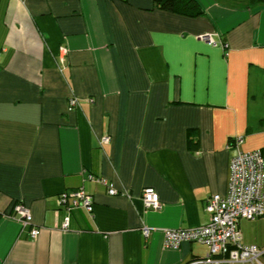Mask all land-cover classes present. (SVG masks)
<instances>
[{
  "label": "crops",
  "instance_id": "crops-1",
  "mask_svg": "<svg viewBox=\"0 0 264 264\" xmlns=\"http://www.w3.org/2000/svg\"><path fill=\"white\" fill-rule=\"evenodd\" d=\"M196 1L203 14L190 18L153 0H0V264L208 255L200 243L167 248L164 235L208 224L231 159L264 154V3ZM149 188L157 210L143 204ZM80 189L94 212H72L64 230L59 196ZM239 229L264 249V218Z\"/></svg>",
  "mask_w": 264,
  "mask_h": 264
},
{
  "label": "built area",
  "instance_id": "built-area-1",
  "mask_svg": "<svg viewBox=\"0 0 264 264\" xmlns=\"http://www.w3.org/2000/svg\"><path fill=\"white\" fill-rule=\"evenodd\" d=\"M211 44L214 42L205 37ZM77 99L70 100V106L77 105ZM109 137L102 139V144L108 143ZM107 185V181L100 180ZM110 195L119 192L113 185L108 186ZM142 201L146 209H159L160 197L154 189H145ZM58 205L66 212L62 224L64 230L70 227V214L77 208H82L87 214L94 212L93 197L83 189L59 196ZM209 222L205 226L187 230H167L164 235V245L167 248L178 249L183 243H200L208 247L205 258L195 259L189 264H264V249L256 245L244 243L239 229L241 220L254 221L264 218V154L261 150L239 152L230 162V177L226 195L211 196L206 205ZM15 214L22 222L23 228H30L31 239H37L40 230L33 227L30 211L22 204H15ZM149 237L148 228L143 231Z\"/></svg>",
  "mask_w": 264,
  "mask_h": 264
},
{
  "label": "trees",
  "instance_id": "trees-1",
  "mask_svg": "<svg viewBox=\"0 0 264 264\" xmlns=\"http://www.w3.org/2000/svg\"><path fill=\"white\" fill-rule=\"evenodd\" d=\"M116 1L127 2L128 0H116ZM153 1L157 8L164 10V11L174 13V14H178L181 16L197 18L203 14V10L201 9V7L199 6L196 0H153ZM253 2L254 3H260V2L264 3V0L253 1ZM195 141H196V137L190 138L189 145L190 144L193 145ZM76 210L84 211L82 208H77ZM76 210H73L72 212Z\"/></svg>",
  "mask_w": 264,
  "mask_h": 264
},
{
  "label": "rangeland",
  "instance_id": "rangeland-1",
  "mask_svg": "<svg viewBox=\"0 0 264 264\" xmlns=\"http://www.w3.org/2000/svg\"><path fill=\"white\" fill-rule=\"evenodd\" d=\"M255 221V220H254Z\"/></svg>",
  "mask_w": 264,
  "mask_h": 264
}]
</instances>
